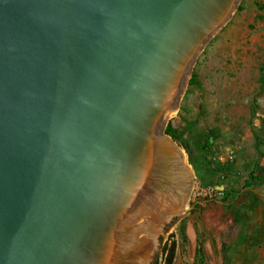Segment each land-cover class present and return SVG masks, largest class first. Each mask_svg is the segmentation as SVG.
I'll return each instance as SVG.
<instances>
[{
  "label": "water",
  "instance_id": "obj_1",
  "mask_svg": "<svg viewBox=\"0 0 264 264\" xmlns=\"http://www.w3.org/2000/svg\"><path fill=\"white\" fill-rule=\"evenodd\" d=\"M240 2L0 0V264H158L194 184L167 122Z\"/></svg>",
  "mask_w": 264,
  "mask_h": 264
},
{
  "label": "rangeland",
  "instance_id": "obj_2",
  "mask_svg": "<svg viewBox=\"0 0 264 264\" xmlns=\"http://www.w3.org/2000/svg\"><path fill=\"white\" fill-rule=\"evenodd\" d=\"M166 134L194 174L187 207L206 206L168 230L158 264H264V0H241L203 49Z\"/></svg>",
  "mask_w": 264,
  "mask_h": 264
},
{
  "label": "flooded vegetation",
  "instance_id": "obj_3",
  "mask_svg": "<svg viewBox=\"0 0 264 264\" xmlns=\"http://www.w3.org/2000/svg\"><path fill=\"white\" fill-rule=\"evenodd\" d=\"M206 204L203 202H196L191 207L192 209L189 211V214L196 213L198 215L197 219L200 220V215L203 213Z\"/></svg>",
  "mask_w": 264,
  "mask_h": 264
},
{
  "label": "trees",
  "instance_id": "obj_4",
  "mask_svg": "<svg viewBox=\"0 0 264 264\" xmlns=\"http://www.w3.org/2000/svg\"><path fill=\"white\" fill-rule=\"evenodd\" d=\"M171 129H168L167 132H170ZM168 134V133H167ZM256 139L258 140V137L255 135ZM264 183V176L259 180L258 184H263ZM236 224H237V233L240 234V230L243 227L242 223L240 222L239 218L237 217L236 219ZM240 239V238H239ZM239 241V240H238Z\"/></svg>",
  "mask_w": 264,
  "mask_h": 264
},
{
  "label": "bare ground",
  "instance_id": "obj_5",
  "mask_svg": "<svg viewBox=\"0 0 264 264\" xmlns=\"http://www.w3.org/2000/svg\"><path fill=\"white\" fill-rule=\"evenodd\" d=\"M174 114H175V113H174ZM174 114H173V115H174ZM173 115H172V116H173ZM185 160H186V159H185Z\"/></svg>",
  "mask_w": 264,
  "mask_h": 264
}]
</instances>
